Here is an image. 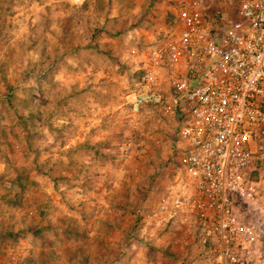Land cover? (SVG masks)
Listing matches in <instances>:
<instances>
[{"label": "rangeland", "instance_id": "1", "mask_svg": "<svg viewBox=\"0 0 264 264\" xmlns=\"http://www.w3.org/2000/svg\"><path fill=\"white\" fill-rule=\"evenodd\" d=\"M177 9L0 0V264L206 260L200 223L159 210L188 180L179 111L129 103Z\"/></svg>", "mask_w": 264, "mask_h": 264}, {"label": "built area", "instance_id": "2", "mask_svg": "<svg viewBox=\"0 0 264 264\" xmlns=\"http://www.w3.org/2000/svg\"><path fill=\"white\" fill-rule=\"evenodd\" d=\"M156 33L129 103L179 111L188 179L159 210L200 223L203 264H264V0H178Z\"/></svg>", "mask_w": 264, "mask_h": 264}, {"label": "trees", "instance_id": "3", "mask_svg": "<svg viewBox=\"0 0 264 264\" xmlns=\"http://www.w3.org/2000/svg\"><path fill=\"white\" fill-rule=\"evenodd\" d=\"M202 227V226H201ZM38 259V258H37ZM47 259V258H46Z\"/></svg>", "mask_w": 264, "mask_h": 264}]
</instances>
